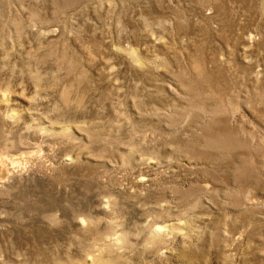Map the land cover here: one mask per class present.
<instances>
[{"label":"rangeland","instance_id":"rangeland-1","mask_svg":"<svg viewBox=\"0 0 264 264\" xmlns=\"http://www.w3.org/2000/svg\"><path fill=\"white\" fill-rule=\"evenodd\" d=\"M0 264H264V0H0Z\"/></svg>","mask_w":264,"mask_h":264}]
</instances>
